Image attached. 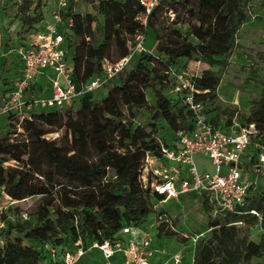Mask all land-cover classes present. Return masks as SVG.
I'll use <instances>...</instances> for the list:
<instances>
[{
  "label": "trees",
  "instance_id": "16d2710c",
  "mask_svg": "<svg viewBox=\"0 0 264 264\" xmlns=\"http://www.w3.org/2000/svg\"><path fill=\"white\" fill-rule=\"evenodd\" d=\"M97 1L94 8L104 15L105 23L95 28L92 14H73L70 4L59 10L63 44L70 51V79L80 93L61 108L5 114L0 133V194L15 202L36 197V202L26 219L19 216L22 210L17 205L1 210L5 225L0 231V264H58L59 259L52 262L42 249L43 243L54 247L58 257L77 240L86 247L92 241L115 240L125 226L144 228L147 215L164 199L151 186V173L146 181L142 179L146 157H160L162 145H173L179 131L193 126L190 110L179 96L164 93V82L174 76L181 58L222 64L247 16V0H159L143 29L145 35L148 28L152 30L158 55L134 53L104 84L106 92L98 98L92 95L94 90L81 92L82 87L101 73L102 61L110 57L111 35L120 52L108 60L127 54L129 45L120 34L127 24L134 26L133 35L141 28L136 17L144 8L139 0ZM28 9V0L16 5L25 31H33L43 16L29 14ZM169 12L175 14L171 21ZM191 81L200 91L194 93L196 99L216 97L220 77L212 69H204ZM146 87L156 94V110L145 125L134 124L120 108L132 111L143 106ZM256 111L258 117L242 124L254 123L257 128L246 149L250 164L259 151L254 143L264 144V95ZM208 117L221 128L230 125V120L222 123ZM160 119L171 128L168 138L158 132ZM53 131H60V137L47 139L45 135ZM201 205L208 210L205 200ZM242 210L221 215L223 222L214 220L209 225L211 235L196 244L192 264H254L252 257L264 253V232L259 242L248 240L233 221L259 218L264 228V186L248 195ZM158 234L174 232L160 224Z\"/></svg>",
  "mask_w": 264,
  "mask_h": 264
},
{
  "label": "built area",
  "instance_id": "2783aa9c",
  "mask_svg": "<svg viewBox=\"0 0 264 264\" xmlns=\"http://www.w3.org/2000/svg\"><path fill=\"white\" fill-rule=\"evenodd\" d=\"M143 6V12L136 17L141 28L133 35V42L129 45L126 55L116 60L104 59L101 63V73L93 76L81 89V92L90 91L102 87L120 72L130 61L134 53L149 52L144 45L147 26V17L159 0H139ZM66 0H58V8H64ZM42 21V20H41ZM38 24V27L29 31L28 40L17 48L18 58L21 63L20 76L12 81L11 87L0 103V113L15 112L24 115L32 109L61 108L68 105L80 92L75 91L70 79L71 64L67 56V48L63 44L61 25L63 24L59 11L52 13L49 20ZM71 19L67 20V26ZM50 70L54 76L50 79V94L44 97H32L25 99L24 93L34 76L44 70ZM177 85L174 88V96L180 94L183 104L192 114V128L187 131H179L177 140L173 145H162L161 156L147 155L143 168V181L147 174L151 173L153 180L151 186L164 195V199L178 198L180 194L191 193L201 201L205 200L208 213L211 217L225 215L227 213H243L242 208L248 201V195L257 189L259 182L254 179L244 178L243 169L250 168L263 174L264 168V144L255 142L259 148L255 162L250 164L251 157L246 154L248 145L252 142V136L257 132L254 123L221 128L212 123L206 112L204 102L195 98L194 93L199 90L191 81L192 76L186 72L175 73ZM206 156L213 168L212 172L201 170L195 162V156ZM243 157H248L247 162L242 163ZM151 159L157 160L152 164ZM15 201H8L0 207V212ZM251 213L258 215L255 210ZM185 217V211L181 208ZM22 219L27 218V212L22 210L19 214ZM171 215L162 212L158 215V225L164 224L165 228L173 229ZM5 222L0 217V231ZM182 234L187 237V231ZM119 237L113 241H92L88 246L82 247L77 240L73 247L64 249L57 257L55 248L48 243L42 244V249L49 255L50 260H60L58 264H76L78 258L90 249H97L106 264L112 262L116 253L124 255L123 264H149V258L158 251L151 247L152 238L140 227L125 226L118 232ZM203 232L196 234V238ZM193 237V241H196ZM3 237L0 235V246ZM181 252L170 255L174 264L181 260Z\"/></svg>",
  "mask_w": 264,
  "mask_h": 264
},
{
  "label": "rangeland",
  "instance_id": "374dc122",
  "mask_svg": "<svg viewBox=\"0 0 264 264\" xmlns=\"http://www.w3.org/2000/svg\"><path fill=\"white\" fill-rule=\"evenodd\" d=\"M20 1L21 0H0V29L6 30L12 27V31L15 33L16 37L27 32L25 31V25L20 21V15L16 13V5L19 4ZM97 2V0H66V5L70 4V11L73 14H92L94 16L92 27L95 28L103 26L105 23L104 15L94 8ZM28 5L29 14L40 13L43 18L48 19L51 18L53 12L60 10L58 8V0H39L38 2L37 0H28ZM244 8L247 12L246 19L237 28L235 45L228 56L223 59L222 64L210 65L203 60H188L181 58L178 59L177 69L175 70V73L186 72L188 76L197 77L204 69H212L220 77V82L216 89V97H206L201 100L204 102L208 115L214 121L224 123L230 120V126L232 124L234 126H241L243 122L248 119L252 120L258 117L259 115L256 109L264 95V0H247ZM179 9L181 18H183L184 11L181 8ZM168 16V21H171L175 14L169 12ZM179 26H181V24ZM133 32L134 26L132 24H127L123 27L120 37L125 38L127 40L126 43L131 45L133 42ZM108 40H110V57L108 59H113L119 54L120 47L117 45L116 37L113 35H111ZM144 45L151 54L155 56L158 55L155 37L152 30L149 28L146 31ZM66 54L69 57L70 51L67 50ZM176 85L177 82L174 75L171 77L170 81L164 82V93L173 95V90ZM104 88L103 85L98 90H94L92 95L98 98L102 97L106 92ZM144 92L146 102L143 106L133 108L132 111L126 106L120 108L123 113L132 118L134 124L145 125L149 117L156 110V94L154 90L151 87H146ZM178 96H180V94ZM107 110L116 112L112 107H107ZM180 122L183 126L185 125L184 120H180ZM158 123V132L160 135H163L164 138H168L171 128H169L168 124L162 119H160ZM1 124L4 127L5 120L3 115L0 117V125ZM3 127L0 133H2ZM16 128H18L17 125ZM45 137L47 139H58L60 137V131L47 133ZM195 162L199 169L212 172L213 168L206 156H195ZM56 173L60 174L59 171H56ZM243 174L244 178L247 179H254L257 177L259 186H264V173L259 175L258 172L247 168L243 169ZM195 199V196L192 195V200L194 201ZM8 201L7 197L0 194V207L7 204ZM35 202L36 197H31L13 204L17 205L21 210L30 213ZM178 203L176 198L156 202L153 209L154 211L145 218L143 229L156 243L159 238H161L162 241L167 240V242L173 244L182 242L185 246L184 252L187 255V260L189 264H192V257H194L196 244L200 240H205L211 235L209 225L214 220L223 221L221 216L211 217L207 209H205L204 212L200 211L192 212L190 215L186 214L184 217ZM162 212H167L168 215L173 217L172 225L175 228L180 229V227H187L188 236L185 237L182 233H177L175 236L158 234L157 218ZM233 222L236 224L235 226L240 229V233L247 236L248 240L255 242L260 241L261 235L264 232L261 219L257 218L253 222ZM200 232H203V235L196 238L195 235ZM193 237L196 238V241H193ZM93 250V254L97 257L92 256L89 258L92 264H106L105 259L99 251L97 249ZM251 262L254 264H264V253L252 257Z\"/></svg>",
  "mask_w": 264,
  "mask_h": 264
},
{
  "label": "crops",
  "instance_id": "0c3cea01",
  "mask_svg": "<svg viewBox=\"0 0 264 264\" xmlns=\"http://www.w3.org/2000/svg\"><path fill=\"white\" fill-rule=\"evenodd\" d=\"M49 20L48 18H43L41 21V24L45 21ZM29 31L22 33L19 37H16L15 33L12 31V27H9L6 30L0 29V103L2 102V99L4 98L5 94L11 87L12 81L15 80L20 76V69H21V63L18 58L17 54V48L19 45L25 43L29 38ZM54 76V73L50 70H44L42 72L37 73L31 83L29 84L27 90L24 93V98H32V97H44L48 96L50 94V79ZM94 89V90H98ZM25 112L27 108L25 107ZM3 115L5 120V114L0 113V117ZM2 124L0 125V132L2 130ZM197 155H203V154H197ZM204 156V155H203ZM249 160L248 157H243L242 163L247 162ZM157 160L151 159V163L157 164ZM188 198V199H187ZM196 199L192 200V194H186L182 193L179 195L177 201L181 208L184 209L185 215H190L192 212H204V209L202 206H200L199 199L195 197ZM171 198H168V200ZM167 199H163L161 201H166ZM168 212V211H167ZM166 212V213H167ZM168 214V213H167ZM170 214V213H169ZM173 219V218H172ZM174 235L177 233H182L183 231H187V227H180L175 228L173 226ZM151 247L158 249V251L154 252V254L149 258V264H174L172 260L170 259V255L174 252L180 251L181 252V260L177 264H189L187 260V255L185 254V246L182 242H177V244H173L170 242L162 241L161 238L158 239L157 243L151 241ZM94 250H86L76 261V264H92V261L89 259L90 257L95 256ZM83 260V262H82ZM124 261V255L121 253H116L115 256L112 258V262L116 264H123ZM193 261V257H192Z\"/></svg>",
  "mask_w": 264,
  "mask_h": 264
}]
</instances>
